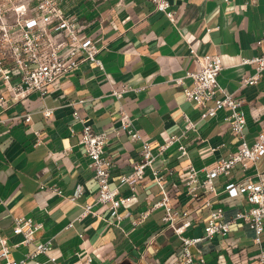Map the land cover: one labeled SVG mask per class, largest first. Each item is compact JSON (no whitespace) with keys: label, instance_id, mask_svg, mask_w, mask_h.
Listing matches in <instances>:
<instances>
[{"label":"crops","instance_id":"1","mask_svg":"<svg viewBox=\"0 0 264 264\" xmlns=\"http://www.w3.org/2000/svg\"><path fill=\"white\" fill-rule=\"evenodd\" d=\"M171 1L178 10L176 25L156 11L149 0L63 1L69 15L85 25L84 34L92 36L101 48L104 69L84 62L59 79L43 97L32 93L2 114L3 118H21L0 123V225L15 258H23L32 249L19 244L22 237L12 232L16 216L43 223L36 240H51L57 258L54 262L39 254L35 260L43 264H174L181 253L180 237L162 222L163 209L139 225L132 223L147 209L149 199L160 197L150 169L138 195L117 211L96 202L98 183L79 142L82 123L74 118V110L95 131H108L105 151L114 159L112 180L117 184L120 174L132 171L142 149L140 143L119 131V106L124 104L135 127L154 145V167L164 175L173 203L190 210L192 225L186 235L204 233L213 206H224L225 218L231 219L246 205L243 195L234 198L223 190L227 181L244 176L240 167L230 176L216 179V195L201 190L202 197L195 201L186 195L188 167L193 165L205 177L207 168L238 149L239 139L225 120L229 109L201 119L200 108L187 99L184 88L193 83L187 72L200 68L189 55L190 48L200 54H219L223 65L219 83L225 91L243 99L247 138L250 143L256 140L264 124V72L257 83L242 85L243 76L253 75L256 65L242 64L241 59L263 51L257 40L264 31V0L252 5L246 0ZM178 78H183L182 84L176 83ZM122 84L137 89L125 93L119 102L112 90ZM81 99L85 101L71 104ZM45 108L53 109L51 117L44 116ZM26 113L31 114V122L25 121ZM184 113L196 124L182 138L187 153L179 151V143L158 153L160 144L182 131ZM37 130L43 138L40 144H35ZM259 165L261 174L254 180L264 184V157ZM52 186L61 193L52 192ZM78 188L83 194L73 199ZM121 192L124 196L131 194L127 185ZM205 196L211 199V206L204 203ZM88 203L92 204V213L79 218ZM200 247L208 264H262L259 254L264 250V232L262 243L257 244L252 228L238 221L227 236H215Z\"/></svg>","mask_w":264,"mask_h":264},{"label":"built area","instance_id":"2","mask_svg":"<svg viewBox=\"0 0 264 264\" xmlns=\"http://www.w3.org/2000/svg\"><path fill=\"white\" fill-rule=\"evenodd\" d=\"M63 1L9 0L6 4L0 1V84L3 87L0 91V123H6L8 119H21L20 116L3 118L2 114L14 102L27 98L32 93H38L43 97L59 79L75 71L82 63L90 62L104 69L103 60L99 57L101 48L92 36L84 34L85 25L76 17L69 15ZM149 1L156 11L165 14L172 24H177L178 10L173 8L171 0ZM224 1L230 3L232 0ZM257 1L246 0L251 5ZM257 43L262 45V53L241 59L242 64L256 65V72L253 75L243 76L242 85L257 83L264 72V31ZM189 55L196 59L200 68L187 72V77L193 82L191 86L184 88L187 99L200 108L201 119L214 117L221 109H229L225 120L229 123L232 133L239 139V146L236 151L219 158L212 167L207 168L203 178L200 171L190 165L184 179L185 193L194 201L202 197L201 190L208 192L209 195H216L218 192L216 179L228 177L235 168L240 167L244 176L238 180L227 181L223 190L231 197L243 195L246 199V205L231 219L225 218L224 206H213L206 219L202 235H186L187 229L192 225L190 210L173 203L169 190L164 184V175L154 167L157 157L154 145L141 130L135 127L124 104L120 103L119 106L122 119L119 131L127 133L133 142L140 143L142 149L140 159L133 164L132 171L120 174L117 184L112 180L114 159L105 151L108 131H95L92 124L81 116L78 110H74L73 115L76 121L82 123V129L78 132L79 142L90 160L89 165L98 183L96 202L117 211L120 206L138 195L140 187L149 177L147 171L150 169L153 180L160 188V197L148 200L147 209L133 218V225L143 223L150 214L163 209L162 222L178 235L182 242L181 253L174 264H208L200 244L215 236H227L238 221L248 224L254 232L255 242L262 243L264 184L262 181L254 180V177L261 174L259 164L264 157V124L256 140L250 143L246 133L247 120L243 99L225 91L219 83L218 77L223 68L221 56L216 53L200 54L194 48H190ZM176 83L182 84L183 78H178ZM136 89L131 85L122 84L121 87L113 88L112 95L121 102L125 93ZM84 101L81 99L71 104ZM43 114L49 118L53 115V109L45 108ZM183 117L185 124L182 131L171 134L165 143L160 144L157 147L158 153L166 151L175 143H179V151L183 154L187 153L182 138L189 130L194 129L196 124L188 113H184ZM25 121H32L30 113L25 114ZM70 130L75 133L73 127ZM35 133V144L42 143L41 132L37 130ZM251 169L254 173H247ZM125 185L131 191L128 196H124L121 192V188ZM49 189L61 193L57 186ZM82 194L83 191L78 188L73 199ZM203 199L206 205H212L209 196ZM90 213H92V204H85L79 218H84ZM117 218L120 219L121 215L117 214ZM72 225L70 223L68 226ZM42 228L43 223L35 221L32 217L14 218L12 232L22 237L19 244L32 246L23 258L18 259L13 256L12 246L8 238L2 234L0 225V264H43L35 260L39 254H45L49 260L55 262L57 258L53 254V242L36 240V233ZM259 260L264 264L263 249L260 251ZM91 261L92 259L88 257L87 262Z\"/></svg>","mask_w":264,"mask_h":264},{"label":"rangeland","instance_id":"3","mask_svg":"<svg viewBox=\"0 0 264 264\" xmlns=\"http://www.w3.org/2000/svg\"><path fill=\"white\" fill-rule=\"evenodd\" d=\"M3 4L9 3V0H0Z\"/></svg>","mask_w":264,"mask_h":264}]
</instances>
